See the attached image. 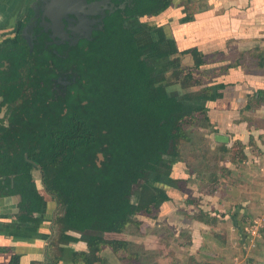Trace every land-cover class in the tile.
Instances as JSON below:
<instances>
[{
  "label": "trees",
  "instance_id": "obj_1",
  "mask_svg": "<svg viewBox=\"0 0 264 264\" xmlns=\"http://www.w3.org/2000/svg\"><path fill=\"white\" fill-rule=\"evenodd\" d=\"M169 2L140 0L136 15L155 16L165 10ZM142 33L153 34L156 40L140 45L138 39ZM162 42H165L166 51L160 53L161 57L158 58L163 64L172 67L180 62V56L189 55L192 65L169 70L167 73H170V77L166 72L158 71L144 58V53L156 51ZM6 50L3 49L0 60H7L12 72L10 77L15 79L18 77L15 73L25 63L26 51L24 47ZM216 53L223 56L222 52ZM86 54L87 80L92 84L87 97L88 119L98 120L105 132L98 140L95 139L92 131L94 125L88 122V135L92 134L88 147L91 149V143L95 148L105 144L104 152L109 157L101 168L88 161L91 167L86 166L83 172L68 166L66 171L59 173L49 164L40 163L45 173L47 192L56 197L60 206H64L63 225L79 233L80 239L87 243L88 253L76 254L73 263L105 264L101 252L108 247L118 261L129 264L134 255L128 251V242L119 235L124 234L131 225L140 229L141 218L156 219L161 214V207L170 201L167 190L180 189L181 184L187 182L172 176V165L179 158L180 144L188 140L186 127L195 126L200 121L209 123L208 106H213L222 98L226 85L219 79L230 69L246 63L251 68L261 70L260 73L264 75V47L256 46L247 52L235 51L233 58L226 57L229 61L224 63L225 59L206 56L196 48L179 51L174 40L165 38L160 29L145 25L128 29L119 23L108 31L102 42L98 40L90 46ZM176 55L178 57L170 59ZM246 56L247 60L244 59ZM171 81H179L180 92L175 94L168 90ZM2 83L3 76L0 74V95ZM21 87L22 84L18 88L15 85L11 87L10 97ZM262 92L257 90L249 96L247 110L254 109L260 103ZM217 153L220 160L231 155V161H242L240 149L232 151L220 145ZM46 157L48 154H41V158L47 162ZM1 161L0 154V177L6 173ZM207 169V180L200 176L201 195L213 194L219 179L229 174L225 168L217 169L214 166L211 170ZM17 172L20 175L14 187L4 190L0 184V193L19 194L26 202L21 205L23 210L39 213L43 198L37 191L26 188V171L18 166ZM132 184L141 185L135 201H132ZM184 204L195 208L191 216L194 221L207 226L216 223L214 217L200 208V198L189 197ZM64 231L59 229L62 238L73 240L64 237ZM59 259L60 256L51 258L50 264H57ZM16 260L13 258L10 264H17ZM198 264L208 263L201 261Z\"/></svg>",
  "mask_w": 264,
  "mask_h": 264
},
{
  "label": "crops",
  "instance_id": "obj_2",
  "mask_svg": "<svg viewBox=\"0 0 264 264\" xmlns=\"http://www.w3.org/2000/svg\"><path fill=\"white\" fill-rule=\"evenodd\" d=\"M31 1L0 0V54L16 42ZM206 2L202 9L190 14H184V10L173 12L169 8L163 16H158L161 19L158 27H163L165 38L174 40L179 51L196 48L204 55L222 52L224 63H227L225 53L231 50L247 52L256 46L264 47V0ZM260 72L246 63L230 69L219 79L226 85L222 98L208 106V132L204 137H207L210 149L216 153L222 145L214 140V136L220 134L229 138V143L223 146L232 151L240 149L243 153L241 162L231 161V155H226L224 160L217 158L218 167L229 171L222 179L224 194L217 205L215 201L220 197L217 193L212 196L194 191L200 198V208L214 217L216 223L207 226L192 219L195 208L184 204L188 198L186 191L191 189L189 183H184L188 188L167 190L170 201L161 207L164 222L180 220L190 226L187 235L191 245L178 244L179 253H173L179 260L175 264L201 261L208 264H264L263 245H256L251 251L252 248L247 246V233L242 234L247 220L264 218V75ZM257 90L263 91L262 99L259 98L260 103L254 109L247 110L249 96ZM187 160L176 159L174 178L188 182L193 179V171L187 169L191 165ZM37 192L44 201L39 213L23 210L19 194L0 193V264H10L13 258L17 259V264H50L51 258L57 256H60L57 264H74L76 254L88 253L87 244L80 235L63 225L64 214L57 210L55 203L42 189ZM222 224L226 227L221 230ZM61 228L65 230L63 236L73 240L62 238ZM119 236L128 241L125 234ZM101 256L105 264H121L108 247L103 249ZM77 264L83 263L78 261Z\"/></svg>",
  "mask_w": 264,
  "mask_h": 264
},
{
  "label": "flooded vegetation",
  "instance_id": "obj_3",
  "mask_svg": "<svg viewBox=\"0 0 264 264\" xmlns=\"http://www.w3.org/2000/svg\"><path fill=\"white\" fill-rule=\"evenodd\" d=\"M139 2L140 0L31 1L25 11L16 42L6 47V51L24 47L25 63L15 73L18 76L16 80L10 77L12 72L7 60H2L0 67V74L3 76L0 95V154L6 171L0 177V184L4 190L12 189L17 183L19 166L26 171L23 174L27 178L26 188L35 192L42 189L55 203L57 210L64 214V206H60L56 197L47 192L45 173L40 162L49 164L59 173L66 171L68 166L83 172L86 166L91 167L88 161H92L97 168H101L106 162L109 157L104 152L107 145L101 144L95 148L91 143V149L88 147V140L92 137V134L88 135V122L94 125L92 131L95 139L98 140L105 132L100 128L98 120L88 119L87 97L92 84L87 80L86 53L98 40L102 42L108 31L119 23L128 29L144 26V19L155 18L171 8L169 2L167 8L155 16L138 17L136 9ZM153 29L163 30V27L158 28L156 25ZM140 41L142 40L139 38L140 45L148 44ZM164 51L165 42H162L156 47V51L144 53V58L158 68V71L167 73L179 67V63L172 67L163 64L158 57ZM153 54L155 58L151 56ZM175 57L178 55L171 56L170 59ZM21 84L20 90L10 97L11 87L15 85L18 88ZM41 154H48L47 162L41 158ZM16 164L18 166H14ZM135 185L132 184L131 190ZM135 200L132 196V201ZM25 203L21 197V205Z\"/></svg>",
  "mask_w": 264,
  "mask_h": 264
},
{
  "label": "rangeland",
  "instance_id": "obj_4",
  "mask_svg": "<svg viewBox=\"0 0 264 264\" xmlns=\"http://www.w3.org/2000/svg\"><path fill=\"white\" fill-rule=\"evenodd\" d=\"M206 1L207 0H172L170 1V5H171V9L174 10L173 12H175V10L177 12L184 10L185 11L184 14H190L196 9H202L206 5L207 3ZM161 16H163V13L161 14ZM159 18L160 17L158 16L155 18H146L143 20V22L145 23L146 27L154 28L156 25H160L161 19ZM155 37L156 36L153 34H141L139 36L140 40H142L140 42L142 43H149L151 41H154ZM234 52L235 50L234 51L231 50V52L225 53V57L234 56ZM205 55L213 56L215 58H220V59L224 58L223 53H222L223 56H218L216 52H211L210 54H205ZM151 56H154L153 58H155L154 54ZM186 57L184 56L179 57L181 60V62H179V64L177 65L179 66V68H186L192 65L191 59L189 57H188L189 59ZM244 59L247 60L248 56H246ZM246 65L248 66V64ZM249 67L252 66L249 65ZM167 74H169L168 77H170V73ZM178 83L179 81H171L170 83H168L169 84L168 90L175 94L180 92L181 90L178 87ZM206 124H207L206 122L200 121L195 126L186 127L185 130L188 140L181 142L179 148V158L180 159L184 158L185 160L188 159L186 162H188L191 165L187 166V169L190 172L193 171V179H191L189 182L188 181L186 182L189 183V187H191V189H187V191L185 190L188 198L191 197V195L194 196V194L196 196L195 198H198L195 192L196 191L198 192L202 187V185L200 187V181H201L200 176H202L206 180L209 177V174L207 173L208 170L207 168H210V170L212 169L213 166H216L217 169L219 168L218 167L219 162L217 160L219 153L218 154L217 152L214 153V151L210 149V144L208 143L209 141H207L208 140L207 137H204L207 135L206 133L208 132V128L205 127ZM190 158L192 159L191 161L189 160ZM198 166L201 167L197 168ZM218 175H221V173L218 172ZM223 178L219 179V184L217 186L216 191L214 192L220 196L215 201L216 205L220 202L219 200L223 198V194H224L223 192L224 183L222 181ZM206 183L208 184V182ZM187 185L188 184L185 185L183 184V187H181L180 189H184L185 187H187ZM211 186L212 184L210 183V187ZM140 191H141L140 184L135 185L133 187L132 190L133 199L137 198V196L140 194ZM214 193L211 195L214 196ZM141 219L143 220L141 221L140 229H136L133 225H131L128 226L124 232L125 236L128 239L127 241L128 251L130 254L134 255V258L132 257L133 259H131L129 264H175L177 259L176 257L173 256V253L174 252L179 253L180 246H178V244H183L184 247L189 246L190 244L191 240L187 235V231L189 232L190 226L187 223L184 224L185 222H181L180 220H175V222H172L173 224L164 222L165 220H163L161 214H159L156 219H150V218H141ZM252 221L247 220L242 231V234L247 233L248 235L247 246L249 248H252L251 251H253L256 245L259 246L263 245L264 247V228L261 229L258 237H252L249 234ZM185 225L188 226L186 227ZM223 226L226 227V225L222 224L221 230ZM245 227L246 229L244 230ZM253 238L254 239L257 238V239L254 241ZM257 242L259 243L257 244ZM170 254H172V257H169ZM121 264L124 263L121 262Z\"/></svg>",
  "mask_w": 264,
  "mask_h": 264
},
{
  "label": "built area",
  "instance_id": "obj_5",
  "mask_svg": "<svg viewBox=\"0 0 264 264\" xmlns=\"http://www.w3.org/2000/svg\"><path fill=\"white\" fill-rule=\"evenodd\" d=\"M263 226H264V218H258V219L253 220L250 226L249 234L252 237H258Z\"/></svg>",
  "mask_w": 264,
  "mask_h": 264
},
{
  "label": "water",
  "instance_id": "obj_6",
  "mask_svg": "<svg viewBox=\"0 0 264 264\" xmlns=\"http://www.w3.org/2000/svg\"><path fill=\"white\" fill-rule=\"evenodd\" d=\"M1 100V98H0ZM214 140L219 143V144H222V145H227L229 143V138L227 136H224V135H220V134H216L214 136ZM173 166V165H172Z\"/></svg>",
  "mask_w": 264,
  "mask_h": 264
}]
</instances>
